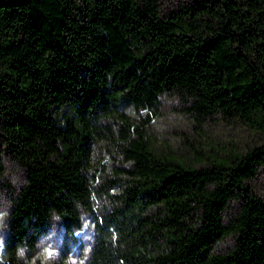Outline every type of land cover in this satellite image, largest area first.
I'll return each instance as SVG.
<instances>
[{"label":"trees","instance_id":"obj_1","mask_svg":"<svg viewBox=\"0 0 264 264\" xmlns=\"http://www.w3.org/2000/svg\"><path fill=\"white\" fill-rule=\"evenodd\" d=\"M163 96L259 138L187 163L149 138ZM0 139L22 173L0 264L84 214L85 264H264V0H0ZM97 143L127 161L100 182Z\"/></svg>","mask_w":264,"mask_h":264},{"label":"rangeland","instance_id":"obj_2","mask_svg":"<svg viewBox=\"0 0 264 264\" xmlns=\"http://www.w3.org/2000/svg\"><path fill=\"white\" fill-rule=\"evenodd\" d=\"M162 2L164 5L175 6L176 0H162ZM69 108L67 105L61 106L60 117L63 113L70 112ZM131 111V114H136L134 109ZM147 130L153 145L157 147L158 144L160 148L169 149L185 162L196 166L210 163L209 157L213 149L225 152L235 145L239 146L259 138L254 129L237 122H218L199 128L185 112L181 111L178 100L171 96L162 97L160 111L151 120ZM116 148L108 143L94 145V171L102 174L98 182L102 181L104 176L113 177V167L127 165V161ZM21 177L19 165L1 151L0 139V213L6 212L7 184H18ZM249 182L264 198V165L259 166ZM92 221L91 216L84 214L81 228L75 230L76 235L71 238L64 234L58 220L54 219L38 234L33 251L27 253L22 250L25 264H85L93 233ZM5 231L4 215L0 223V259H2V240ZM230 241L229 238H225L221 244L228 245Z\"/></svg>","mask_w":264,"mask_h":264},{"label":"clouds","instance_id":"obj_3","mask_svg":"<svg viewBox=\"0 0 264 264\" xmlns=\"http://www.w3.org/2000/svg\"><path fill=\"white\" fill-rule=\"evenodd\" d=\"M4 215H5L4 213H0V223H2Z\"/></svg>","mask_w":264,"mask_h":264}]
</instances>
